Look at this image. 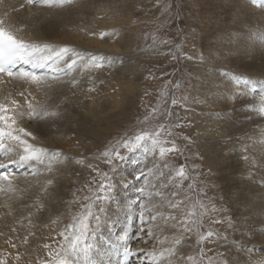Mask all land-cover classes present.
Returning <instances> with one entry per match:
<instances>
[{"label": "bare ground", "instance_id": "1", "mask_svg": "<svg viewBox=\"0 0 264 264\" xmlns=\"http://www.w3.org/2000/svg\"><path fill=\"white\" fill-rule=\"evenodd\" d=\"M2 1L0 14L10 13L25 40L67 45L102 56L105 58L103 66L107 68L110 56L117 66L123 52L122 44L126 42L120 24L124 21L122 0H75L72 6L59 10L28 6L23 0ZM22 3L24 8H20ZM13 6L17 11H12ZM191 7L197 10L191 29L199 33L196 43L203 54L200 63L202 113L206 112L204 121L208 125L212 123L201 130L202 151L213 155L211 166L216 177L210 178V190L219 200L216 210L218 220L223 221L221 226H216V233L227 238L225 245L217 248L226 253L227 264H249L264 257V200L261 199L264 171H257L259 165L253 167V179L249 180V165L243 159L246 155L259 159L264 153V144L260 143V121L250 119V113L242 107L246 101L244 97L225 99L216 89L231 87L247 93L248 101L255 98L249 88L234 84L232 76L244 74L252 79H264V41L260 39L264 35V0L257 3L252 0H191ZM249 26H253L251 34H248ZM102 32L109 35L101 38ZM230 34H239V39L230 40ZM105 67H77L68 75L61 73L63 76L58 81L50 80V87L37 88L23 81L0 85V95L8 91L30 92V98L34 97L38 107L46 106L59 113L56 117L24 122L36 136L35 144L62 154L54 164V171L34 176L26 168V173L15 175L16 192L0 193V232L5 233L0 235V251L26 253L21 264L27 261L38 264L40 259L47 258L43 245L52 244L51 240L62 230L52 217L64 199L70 197L74 183L84 181V172H88L86 165L91 161L94 144L89 134L106 136L111 122L108 120L110 111L116 112L122 103L123 83L118 82L116 73L108 79ZM222 71L228 75H221ZM111 81L120 90L118 94H108ZM129 82L127 87H136L132 80ZM259 88L257 84L254 95ZM216 96L219 99H215ZM20 99L23 102V98ZM120 117L121 113L112 121H119ZM245 145L248 151H244ZM206 157L209 163L212 159ZM80 159L84 160L83 165L76 163ZM47 179L53 183L47 184ZM241 190L248 193L247 202H238L233 196ZM127 193L122 194V208L128 203ZM118 218L106 223L91 241L95 245L92 258L103 264H124L121 247L125 242L134 249L152 250L155 245V240L147 236L139 240L136 235L122 233V223H116ZM230 223L234 226L230 227ZM13 227L16 232L11 231ZM222 230L225 231L221 233ZM25 235H28L27 245L21 243ZM9 237L18 245L17 249L5 243ZM156 247L158 250L160 246ZM130 264H136L135 259Z\"/></svg>", "mask_w": 264, "mask_h": 264}, {"label": "snow or ice", "instance_id": "2", "mask_svg": "<svg viewBox=\"0 0 264 264\" xmlns=\"http://www.w3.org/2000/svg\"><path fill=\"white\" fill-rule=\"evenodd\" d=\"M74 2L75 0H26L28 6L57 10L72 6ZM257 2H261V0H252V3ZM161 3L162 0H157V5H161ZM24 7L25 4L22 3L20 8ZM172 7L171 3H163L161 13L170 14ZM12 11H17V9L13 6ZM252 27L249 26L248 34H251ZM20 32L21 29L12 22L10 13L0 14V85L8 81L13 83L23 81L29 86L37 88L50 87V80L58 81L61 73L68 75L76 71L77 67L85 69L103 67L105 58L102 56L90 52L85 53L67 45L57 46L50 43L29 42L20 35ZM108 35L109 33H100L101 38ZM229 39H239V34L236 36L230 34ZM260 39L264 41V35ZM162 43L167 45L169 41H162ZM178 50L179 46H177ZM172 58L176 60L178 57L173 55ZM187 59H192V57L189 56ZM19 65H28L30 70L18 67ZM41 70L47 71L42 72ZM49 73L52 75L49 76ZM220 74L228 75L227 72L223 71ZM232 80L236 85L249 88L252 93H256V85H260L259 99L246 100L242 107L245 108L246 113H250V119L253 122L257 119L260 121L258 124L260 143L264 144V79L256 80L240 74L233 75ZM175 87L179 88L180 85L177 84ZM90 91H94V89H90ZM216 92L222 94L225 99H228L229 96L239 98L246 95V93L231 87L216 89ZM167 96L168 90L165 87L164 91L160 93V99L163 101ZM30 97L31 93L26 94L25 91L16 93L8 91L0 95V156L7 160L5 163L4 159H0V170H3L0 171V193L17 191L15 174L6 170L10 165L26 167L34 176L51 173L54 171V164L62 155L59 151H50L48 148L38 146L33 142L37 138L25 125V120L56 117L59 113L55 110H49L46 106L38 107L34 102V97ZM20 98H23V102ZM215 99H219V96H216ZM183 100L186 98L178 99L173 95L170 104L171 106H183L181 104ZM173 115L171 107L161 109L158 103L144 116L142 121H139L142 126L137 131L132 134L125 133L119 139L110 141L106 149L97 155L96 159H102L103 163L107 165V170H102L91 163L86 165L95 173L92 180L84 186L87 188L88 194L79 196L72 202L79 205V211L71 214V223L65 224L62 230L58 232V235L63 238L62 240L56 241L55 246L48 243L43 245V248L47 250V258L40 259L38 264H103V262L92 258L95 245L91 241L97 238L101 228L113 214L110 204L114 201V194L119 188L129 189L130 186L131 190L139 194L137 200L140 202L137 204V200H133L128 205V207L136 205L139 209L140 227L138 232L141 233V237L153 238L155 245L152 250L134 249L128 242H125L123 247L124 264H130V258L135 259L136 264H205L206 253L203 247L199 250L200 259L198 261L194 255L186 254L181 246L192 247L193 245L188 242L193 234L198 236L196 244H202L204 240L218 235L209 230L207 236H204L200 231L205 215L209 211H215V208L206 205L199 199L194 202L191 201L188 193L196 192L199 196V192L196 190L195 178L190 176L185 164L176 168L168 162L163 165V168L169 170L170 179L175 181L174 190L169 194L167 206L180 209L187 200L190 201L191 211H185L183 218L177 216L164 218L161 216L162 219L173 222L171 228L176 231L170 238L165 237L161 240L156 237L154 232L153 222L157 220V215H154L153 212L159 213L160 206L152 204V200L155 197L163 198V193L158 190L157 184L154 182L159 181L164 176L160 161H166L169 154H176L178 157L184 156V149L176 142L179 134L174 130L183 129L185 125L172 122L171 117ZM159 117H164V119L160 120ZM182 139L188 141L189 144L192 143L188 136H183ZM137 150L142 151L146 156V162L139 169V175L133 181L126 178L117 181L116 174L120 164L126 162L130 155ZM244 151H248L247 145L244 146ZM185 159L187 158L185 157ZM243 159L249 165L247 173L249 180L253 179V167L259 165L257 171H264V153H261L259 159L254 155L243 156ZM76 163L83 165L84 160H77ZM188 180L193 182L188 184V193L184 194V199H175L180 196L184 181ZM135 181H140L139 185ZM46 183L51 185L53 181L47 179ZM160 187H168V185L161 184ZM78 191H82V189ZM261 191L264 193V177H262ZM233 196L238 202L248 201V193L243 190L233 193ZM261 199L264 200V195ZM163 203L162 199L161 206ZM212 223L221 224L223 221L213 220ZM229 226L233 227L234 225L230 223ZM11 231L16 232V228L13 227ZM0 235H5V233L0 232ZM29 235H34V233L29 232ZM220 238L227 239L226 237ZM5 243L10 245L11 249L18 248L11 237L6 239ZM21 243L28 244V235L23 236ZM164 244H168V247H163ZM156 245L160 246L158 250ZM25 254L19 251H0V264H21ZM26 264H31V261H27ZM207 264H227V261L216 262L209 258ZM249 264H264V257L252 260Z\"/></svg>", "mask_w": 264, "mask_h": 264}, {"label": "rangeland", "instance_id": "3", "mask_svg": "<svg viewBox=\"0 0 264 264\" xmlns=\"http://www.w3.org/2000/svg\"><path fill=\"white\" fill-rule=\"evenodd\" d=\"M163 3H171L173 5L170 14L161 13ZM191 8V0H162L161 5H157V0H122L121 12L124 21L120 24L126 42L122 44L123 52L117 61V66L114 64L115 59L110 56L109 58L107 57L108 68L103 66L108 71V79L111 78L112 73L113 75L116 73L118 82L122 81L124 90L122 91V99L120 100L122 103L116 112L113 113L115 110L110 111L108 120L111 122H109V131L106 133V136L89 134V137L93 138L94 143L89 163L97 165L102 170H107V165L103 163V160L96 159L97 155L106 149L110 141L119 139L125 133L132 134L137 131L142 126L139 121H142L144 116L153 107H156L158 103L161 109L164 107L172 108L174 113L171 117L172 122L185 125L183 129L174 130L179 134L176 142L184 149V156L178 157L176 154H169L166 161H160V167L164 171V176L159 181H154L157 184L158 190L163 193V198L155 197L152 200V204L160 206L159 213L153 212L154 215H157V220L153 222V226L156 237L161 240L165 237L170 238L176 231L171 228L173 222L162 219L161 216L164 218H168L169 216L183 218L185 211H191L190 201L187 200L180 209H173L167 206L168 199L170 198L169 194L174 190L175 181L170 179L171 174L169 170L163 168L165 162L170 163L174 168L185 164L190 176L195 178L196 190L199 192V196H197L196 192L188 193V184L193 181H184L183 187L180 190L181 194L175 199L183 200L184 194L188 193L192 202L199 199L210 207L214 206L215 211H209L203 219V227L200 229L203 235L207 236L209 230L216 233V226L222 225V223H212L213 220H218V211L216 209L219 200L210 190V178L215 179L216 177L215 171L211 166L213 155H207L202 151L204 145L201 138V130L208 125L204 121L207 116H205V111L202 113L204 109H202L203 106L200 98V67H202L200 63L203 54L202 49L198 47V42L196 41L198 38L196 34L198 36L199 33L191 29L193 25L191 22L197 13L196 9ZM191 10L196 12L193 13ZM162 41H169V43L165 45ZM177 46H179L178 51ZM173 55H176L178 58L174 60L172 58ZM189 56L192 59H187ZM131 80L132 84L136 85V87L126 86ZM177 84L180 85L179 88L175 87ZM119 85L117 86L119 87ZM165 87H167L168 96L162 101L160 93L164 91ZM119 91L111 81L108 94H118ZM146 93L148 94L146 95ZM173 95L178 99L181 97L186 98V100L181 101L183 106H171L170 101ZM244 98L247 100L246 97ZM110 106H112V103H110ZM120 113L121 117L119 121H112ZM158 119L163 120L164 117H159ZM210 124L212 125V123ZM183 136L190 137L192 143L189 144L188 141L182 139ZM97 141H102V143L96 144ZM206 156L212 159L209 160V163L206 161ZM145 162V154L137 150L130 155L126 162L120 164V167L117 169L116 180L119 181L121 178H126L129 181H133L139 175V169L144 166ZM94 176L95 173L88 168V172H84V178H82L84 181L74 183L73 190L69 191L70 194L68 196L70 197L65 198L61 206L56 210L52 218L61 229L65 224L71 223V214L79 211V205L72 202L77 197L88 194L87 188L84 186ZM135 183L139 185L140 181H135ZM161 184H167L168 187H160ZM81 189L82 191H78ZM126 190L121 187L114 194V201L110 204L113 214L108 222L113 221L114 217H119L116 223H122V233L132 234L131 236L136 235L137 239L141 240V233L138 232L140 226L138 207L136 205L128 207L131 201L137 200L139 194L133 190ZM124 193L128 194L125 198L128 201L125 205L126 208H122L124 205L122 194ZM162 199L164 201L163 206H161ZM139 202L137 200V204ZM157 225L158 227H156ZM131 227L133 229L129 231ZM145 227L147 228V226ZM224 231L222 230L221 233ZM220 237L224 236L222 234L214 235L204 240L202 244H196L198 236L193 234L188 242L193 246L187 247L182 245L181 247L186 254L194 255L198 261L200 259L199 250L203 247L206 253L204 257L205 264H207L209 258H212L216 262L227 261L226 253L224 251L219 252L217 248L218 245H225L226 242L225 239H221ZM62 239L57 233V237L52 239L51 243L55 245L56 241ZM149 240L154 239L149 238ZM163 246L168 247V244H164Z\"/></svg>", "mask_w": 264, "mask_h": 264}]
</instances>
